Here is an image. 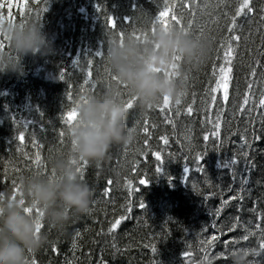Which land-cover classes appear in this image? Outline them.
<instances>
[{
	"label": "trees",
	"instance_id": "obj_1",
	"mask_svg": "<svg viewBox=\"0 0 264 264\" xmlns=\"http://www.w3.org/2000/svg\"><path fill=\"white\" fill-rule=\"evenodd\" d=\"M184 3L192 5L195 18L189 8L183 7ZM217 3L218 0H168L169 5H174L172 13L183 18L185 28L194 19L192 37L203 27L200 37L212 42L209 58L199 68H181L185 92L179 105L170 101V106L164 107L162 100L155 108L141 111L134 102L133 109L128 110L127 123L136 131L135 143L112 148L108 160L100 165L87 163L80 173L81 179L94 189L88 214L65 231L50 230L42 222L41 231L48 233V243L29 254L28 260L34 259L36 264H69V261L71 264H195L205 255L200 250L204 247L200 241L216 236L207 249L214 264H230L228 255L234 250H254L256 264H264V252L259 248L261 229H264V139H253L254 131L264 136L261 115L264 108L256 107L264 94V68H257L256 76L252 77L248 67L249 64L256 67L257 60L264 65V56L260 55L264 52V22L260 21L264 0H253L256 11L251 14V23L238 18L242 25L238 30L241 39L233 42L238 47L228 101L223 100L222 89L215 93L210 89L216 86L219 65L223 63L220 45L222 37L227 35L225 25L230 22L222 13L228 11L233 15L236 0H231V8H215ZM205 4L209 6L202 11ZM0 5V16L4 19L14 23L28 19L39 22L55 50V55L47 58L25 57L23 75H0V192L12 194L13 181L19 185L21 178L31 172H50L49 158L69 149L70 140L65 135L69 125L62 119L65 113L82 95L102 93L106 35L114 32L107 26V16L130 18L137 29L143 27L148 33L150 19L164 7V0H0ZM143 12L149 15L148 19ZM166 19L174 23L171 13ZM121 30L125 35L130 34L133 24L125 21L114 33L118 35ZM0 45V50L8 46L2 37ZM97 49H101L103 59L94 57ZM73 60L78 63L74 64ZM88 60H93L91 69ZM177 63L182 65V61ZM214 65L216 75H213ZM89 70L93 73L90 79L96 82L94 90L84 85ZM248 83L252 89L241 112L239 106ZM82 85L88 89L86 93L81 92ZM212 96L220 99L213 102ZM190 105L191 115L187 111ZM218 116L219 138L213 135L217 132L214 125ZM23 121L29 125L24 126ZM144 127L148 128L147 133L142 131ZM21 131L25 134L23 142L19 139ZM242 134L251 144L246 149L247 159L255 165L251 171L245 165L246 158L239 155ZM37 152L43 168L33 163ZM152 152L160 153L162 161H157ZM234 152L238 158L233 170L235 178L229 169L220 166ZM197 153L202 156L200 162L195 160ZM198 163L204 172L197 171ZM157 167L161 168L160 173L156 172ZM184 167L190 169L187 174ZM243 177H248V183L244 185L246 191L240 192ZM140 178L148 183L140 185ZM109 179L111 185L107 184ZM126 180L132 184L131 197ZM19 194L18 191L16 196ZM230 196L237 198L221 208V201ZM140 202L144 203V209L139 207ZM217 208H221L219 216L215 214ZM121 216L124 219L109 233L111 224ZM245 235L247 240L243 239ZM153 245L156 253L151 251ZM53 246L57 251H52ZM185 251L191 256L185 257Z\"/></svg>",
	"mask_w": 264,
	"mask_h": 264
},
{
	"label": "clouds",
	"instance_id": "obj_2",
	"mask_svg": "<svg viewBox=\"0 0 264 264\" xmlns=\"http://www.w3.org/2000/svg\"><path fill=\"white\" fill-rule=\"evenodd\" d=\"M138 31L139 37L130 33L123 39L107 33L103 91L75 102L76 119L65 130L70 147L49 158L50 172L23 176L15 199L8 192L0 195V264H27L29 254L48 243V233L37 232L38 219L50 230L65 231L88 214L94 189L81 179L78 163L100 165L110 158L112 148L136 141V131L127 123L124 94L135 97L141 111L155 108L164 97L181 102L185 92L181 68H199L212 52L209 39L192 37L175 26L165 29L157 25L147 35L143 27ZM0 37L8 45L0 50V75H23L25 57L55 55L51 39L33 19L14 23L0 17ZM174 57L181 58L178 69ZM25 208H39L42 216L26 213ZM256 256L254 250H234L228 259L230 264H256ZM195 264H214V259L199 258Z\"/></svg>",
	"mask_w": 264,
	"mask_h": 264
},
{
	"label": "snow or ice",
	"instance_id": "obj_3",
	"mask_svg": "<svg viewBox=\"0 0 264 264\" xmlns=\"http://www.w3.org/2000/svg\"><path fill=\"white\" fill-rule=\"evenodd\" d=\"M208 6L209 5H207V4L203 5L201 10L203 11V9L207 8ZM0 7H2V5H0ZM173 7H174V5H169L168 4V0H164V7L161 10H159L158 14L154 18L150 19L151 31L154 32L157 25H160V26H162L165 29H167V28H169L171 26H175L176 27L177 25H179L180 26L179 28L183 29L186 32V34H188L190 36H193L192 25L194 23V19L193 20H189L187 22L188 23V27L185 28L183 26V23H184L183 22V18L182 17H178L176 14L172 13V8ZM183 7L184 8H189L192 11L193 18H195L196 12H195V10H193L192 5H189L188 3H184ZM214 7L218 8V9H224V8H231V7H233V5L231 3V0H218V3L215 4ZM100 10L101 9H100V6H99L97 8V11L99 12ZM260 10H261L262 13H264V5H261V9ZM255 11H256V8H255V5L253 4V0H236V4L234 6V14L233 15L230 16L228 11H223V13H222L223 16L225 18H227L230 22L226 23V25H225L226 28H227V35L222 37L221 45H220V47L223 48V63H221L219 65V69H218L219 75L216 77V86L215 87H211L210 91L215 93V92H217L218 88L222 89L223 90V97L222 98H223L224 101H228L229 100V82H230V80L233 79V76H232V73L234 71V69H233V60H234V57L236 55V47H238V44L236 46H234L233 42L234 41L238 42L241 39L240 35L238 34V30L242 29V25L238 21V18H246V19H248L249 23H251L252 22L251 14H253ZM170 13H171V21L174 22V23H169V21L166 19V17H169ZM143 16H144L145 19L149 18V15H147L145 12H143ZM0 17H2V16H0ZM213 19H215V17ZM125 21L133 24V32L131 34L136 35L137 37H139V35L136 34L138 29L135 27V23L130 18L120 17L119 19H117V18H114L111 15L107 16V18H106L107 26L109 28L113 29L114 32H115V30L117 28H119L120 24L125 22ZM260 21L264 22V14L260 15ZM203 31H204L203 27H200L199 28V34H197L195 37L199 38L200 35L203 34ZM118 35L121 37V39H123V37L125 35V32L123 30H121L118 33ZM144 35H147V31L144 32ZM262 42H264V37H262ZM0 47H2V45H0ZM260 55L264 56V52H261ZM94 57H101L103 59V54H102L101 49H97V51L94 53ZM173 59H174V62H175V67H177V69H178L179 68V64L177 62H179L181 60V58L174 57ZM73 63L76 64L78 62L76 60H73ZM255 63H256V67H252L251 64H249V66H248L249 69H250L249 75L252 76V77L256 76L257 68H264V65L261 64L260 60H257ZM87 64H88V68L91 69L93 67V60H88ZM213 68H214L213 75H216L215 65L213 66ZM154 70L158 71V69H154ZM105 71H107V70L105 69ZM92 76H93V73H92V71L89 70L87 72V78L84 79V85H89L94 90L95 87H96V82H94L93 80L90 79ZM61 78H63V74H61ZM186 78L187 77H185V79ZM113 79H114V77H113ZM84 85L81 86V92L82 93H86L88 91V89L85 88ZM247 87H248V90L243 93V103L240 104V106H239L241 112L244 110V105L248 103L249 96H250L251 89H252V84L248 83ZM124 95H127V94L125 93ZM84 97L85 96L82 95L80 98H84ZM69 98H71V94H69ZM211 99H212L213 102H216L220 98L217 97V96H212ZM125 101H126L125 102V108L127 110L133 109L134 102H135V97H128ZM180 103H181L180 101L176 102L177 105H179ZM163 105H164V107H169L170 106V101H169L168 97H164L163 98ZM256 107L257 108H264V94L261 95V97L259 99V103L256 105ZM161 111H163V109H161ZM187 111H188V114L191 115V113H192L191 105L188 107ZM248 111L251 112V108H249ZM177 115H179V113H177ZM261 115H262V118H264V113H262ZM76 116H77V113L75 111V108L73 107L71 110H69V111H67L65 113V115H64V117H62V119H65L66 122L68 123V125L71 126L72 122L76 119ZM23 123H24V126H28L29 125L28 121H23ZM147 123H148V121L145 120L144 124L147 125ZM214 127L217 129V132L213 133V135L216 136L217 138H219V128H220V118H219V116L217 117V121H216ZM262 130H264V125H262ZM142 131L144 133H147L148 132V128L144 127L142 129ZM60 136L62 138L64 136V133L61 132ZM19 139H20L21 142L24 141L25 134H24L23 131L20 132ZM161 139L164 141L165 144L168 143V141H167V139L165 137H161ZM204 139L207 140L208 136H205ZM239 139L242 142L241 145H240L239 155L246 158L245 159V165H246L248 171H251V168L254 167L255 165L250 160L247 159L249 153L246 150V149L251 148V144L247 140L246 136L243 135V134L240 135ZM253 139H264V136H258V135L255 134V131H254ZM32 143H33L34 146L36 145L35 139L32 140ZM144 143H145V145H147L148 141L145 140ZM152 155L155 157V159L157 161H162V157H161L160 153L152 152ZM195 160L197 162H200L202 160L201 154L197 153L195 155ZM33 163L35 165H37V167H40V168L44 167L43 164H42V158H41V155H40L39 152H37L35 154ZM237 164H238L237 153L234 152L232 157L231 158H226L224 161L221 162L220 166L222 168L229 169L231 174L233 175V178H235L236 172L233 171V170L235 169ZM86 165H87L86 161L79 162L78 165H77L78 171L80 173H82V171H83V169H84V167ZM189 170L190 169L188 167H184L183 172L185 174H187L189 172ZM132 171L133 172L136 171V166L135 165H133ZM197 171L204 172L205 169H204V167H202L198 163ZM41 172H43V171H41ZM156 172L160 173L161 172V168L157 167L156 168ZM169 181H170V183L172 182V178L171 177H169ZM112 183L113 182H112L111 179H109L107 181L108 185H111ZM125 183H126V186H127L128 190H129L128 191V195H129V197H131V195H132V184H131L130 181H127V180L125 181ZM147 183H148V181L145 178H140L139 179V184L140 185H145ZM247 183H248V177H243L242 180H241V186H240V190H239L240 192L246 191L244 185L247 184ZM137 190H139V189H137ZM231 190H232L231 186H229V191H231ZM18 191H20L19 185H17L16 182L13 181V188H12V197H13V199L16 198V193ZM108 194H109V189L106 188L105 192H104V195L107 196ZM0 195H2V192H0ZM236 198H237L236 196H230L228 198V200H222L221 201V208L223 206L227 205L229 200L236 199ZM17 202L20 205L24 204L23 200H18ZM139 207L141 209H144L145 208L144 203L140 202ZM221 208H217L216 209V212H215L216 216L220 215ZM24 211L26 213H31V212L34 211L38 218L42 216V214L40 213L39 208H36V209L25 208ZM129 211H131V207H129ZM122 219H124L123 216H121L119 219H117L114 223L111 224V226L109 228V233H112L113 230H115L117 228V226L121 223ZM213 226L215 227V225H213ZM42 227H43L42 220L38 219L37 232H40L42 230ZM202 231H204V230L202 229ZM245 231H248V230L245 229ZM251 234L252 233L249 232V235H251ZM78 235H79V233H77V236ZM216 239H217L216 236H212L207 241H204V240L200 241L201 244H204V247L200 249L201 251L205 252V255L202 257L203 260H207L208 259L209 255H208L207 249H208L209 246H211L214 243V241ZM243 239L247 240L248 236L245 235L243 237ZM227 244H228V241H225V245H227ZM73 245L75 246V240L73 241ZM113 247H115V245H113ZM145 247H148V245H145ZM189 247H191V246L189 245ZM259 248L262 250V252H264V229H261V242L259 243ZM52 251H54V252L57 251V248L55 246H53L52 247ZM151 251L153 253L157 252V248H156L155 245H153L151 247ZM183 255L185 257H190L191 253L188 252V251H185V252H183ZM27 264H36V260H34V259L33 260H27ZM69 264H71L70 261H69ZM154 264H156V262H154Z\"/></svg>",
	"mask_w": 264,
	"mask_h": 264
},
{
	"label": "bare ground",
	"instance_id": "obj_4",
	"mask_svg": "<svg viewBox=\"0 0 264 264\" xmlns=\"http://www.w3.org/2000/svg\"><path fill=\"white\" fill-rule=\"evenodd\" d=\"M5 1V0H4ZM13 5V4H12ZM14 6V5H13ZM11 7V6H10ZM9 16V15H8Z\"/></svg>",
	"mask_w": 264,
	"mask_h": 264
}]
</instances>
